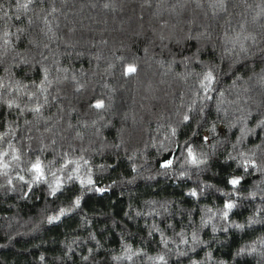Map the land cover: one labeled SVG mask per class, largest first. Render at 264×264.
I'll return each mask as SVG.
<instances>
[{
    "label": "trees",
    "instance_id": "16d2710c",
    "mask_svg": "<svg viewBox=\"0 0 264 264\" xmlns=\"http://www.w3.org/2000/svg\"><path fill=\"white\" fill-rule=\"evenodd\" d=\"M129 65L135 73L126 74ZM209 71L215 82L206 92ZM0 85L27 102L14 110L0 103V132L9 120H27L29 134L73 141L78 154L91 146L93 163L111 166L93 169L92 186L80 183L89 178L81 170L76 184L91 191L79 207L75 200L57 207L26 182L0 190V264H106L123 256L126 242L155 254L162 234L192 232L196 241H169L185 253L169 264H264V0H0ZM99 100L102 109L94 107ZM183 113L199 133L193 142L212 146L223 161L197 172L204 196L163 177L151 188L145 181L110 186L120 173L134 176L145 155L156 167L179 155V146L161 154L144 142L163 140ZM190 134L182 127L178 139ZM243 158L258 166L243 167ZM237 177L234 188L228 181ZM152 199L155 205L146 203ZM229 201L236 206L223 219ZM61 208L65 215L49 222ZM122 224L137 234H125ZM153 224L158 230L149 235Z\"/></svg>",
    "mask_w": 264,
    "mask_h": 264
},
{
    "label": "clouds",
    "instance_id": "9594fccd",
    "mask_svg": "<svg viewBox=\"0 0 264 264\" xmlns=\"http://www.w3.org/2000/svg\"><path fill=\"white\" fill-rule=\"evenodd\" d=\"M5 87L7 86L0 85V103L6 104L10 110H14L20 103H27L23 101L22 96H13L11 92L4 93L2 89ZM32 95L35 96L36 93L33 92ZM41 103H47V101H42ZM192 108L195 110L194 101L192 102ZM185 116H188L189 119L185 120ZM200 118L202 119V117ZM190 119L187 113H183L178 123L169 124L167 126V135L164 136L163 140L155 139L144 142L146 148L157 147L161 154L168 151L175 153L176 147L179 146V155H174L171 167L165 168L162 167L161 164L159 167H156L155 164L150 165L148 157L145 155L144 162L134 166V171L136 173L134 176L127 178L123 173H120L119 179H112L110 186H116L125 182L136 184L140 181H145L147 187L151 188L157 183L158 178L163 177L181 180L191 197L196 198L198 196H204V188L197 176V172H203L206 169L211 170L212 167L218 168L217 161L220 163H223V161H220L219 155L213 158L209 151V148L212 146L193 142V138L198 137L199 133L194 128L189 129L186 122ZM25 125L29 127L26 128ZM182 127L185 129L186 134L189 130L191 134L187 135V138L181 141L178 139V135ZM30 128L31 123L27 120L24 121L23 125H18L16 121L9 120L6 125V131L0 132V190L7 186H19L21 182H26L29 185H36L44 192L46 197H55L53 203H55L57 207H60L61 204L67 205L71 204L73 200L78 198L81 199L85 192L91 191V188H81L76 184L82 169L84 170V175L91 177L94 168H111L108 164L95 165L93 163L91 153L95 151V149L91 146H80L81 151L78 154L76 152L77 146L73 141L61 143L59 139H52L49 137L48 142H45V139L41 138L35 132L29 134ZM17 131H21L22 136L20 140L13 142L12 138L16 135ZM208 131L214 134L216 131L215 126H212ZM205 139H207V137H205ZM216 143L219 144V141H216ZM189 149L196 154L198 158L196 163L191 161L188 155ZM137 150L143 152V149ZM49 151L52 152V158H49L47 155ZM36 164L41 166L44 173V175L39 178L33 168ZM217 175H219V171H217ZM108 178L111 179L110 177ZM190 180L196 181L194 187H188ZM85 185H87L86 181ZM203 185L214 187L210 181H203ZM176 186L179 187L180 185ZM54 189L56 190L55 195H53ZM193 191L197 192L198 196H193ZM146 203L155 205L157 201L152 199L146 201ZM129 208L135 211L137 216L142 214L140 211L136 210L134 204H130ZM165 210H167L166 207ZM206 211L211 212L212 209L206 207ZM156 214L160 215L161 213L157 212ZM124 216L129 221L133 219L132 212L130 211H126ZM116 223L117 221L113 219V227H115ZM136 227L138 228V225H136ZM169 227H173V225L170 224ZM122 228L127 235L137 234L132 232L127 225L122 224ZM153 230H158L155 224L150 226L149 235L152 234ZM196 231H199V229H196ZM177 235L180 237L178 240L175 238ZM186 235H190L192 241L197 240L195 232L190 234L174 233L173 237L162 234V247L158 248L155 254H149L145 248L137 250L130 242H126L123 246V256L110 255L106 264H111L114 260H125L130 262V264H146V262L147 264H169L173 256L185 254L178 248L170 247L169 241L171 240L173 244H187L189 241L185 238ZM194 236L195 239L193 238Z\"/></svg>",
    "mask_w": 264,
    "mask_h": 264
},
{
    "label": "snow or ice",
    "instance_id": "6c2138e0",
    "mask_svg": "<svg viewBox=\"0 0 264 264\" xmlns=\"http://www.w3.org/2000/svg\"><path fill=\"white\" fill-rule=\"evenodd\" d=\"M136 70L137 69H136V67L134 65H129L127 67V69H126V74H133V73L136 72ZM214 82H215V76H214V74L211 71H209L206 74V76L204 77V82H202L201 87L206 92L207 91H211L212 90V84ZM94 107L97 108V109L104 108L105 107L104 101L103 100L97 101L95 103ZM36 111H39V109L37 108ZM184 119L187 120V119H189V117L185 116ZM261 124L264 125V121H261ZM188 155H189V157H190V159H191V161L193 163L197 162L198 158H197L196 154L191 149L188 150ZM242 156H243V154H242ZM171 165H172V159H168V160L164 161L161 164V166L165 167V168L171 167ZM257 166L258 165H257L256 160L254 158H243V167L248 168V167H257ZM33 168L36 171L38 178L44 175V173H43V171L41 169V166L39 164L34 165ZM241 179L242 178H240V177L232 178V179H230L228 181V183L231 184L235 188L236 186L240 185ZM80 183L81 184H85V181L83 179H81ZM86 184L89 185V186L94 185L93 179L91 177H89L87 179V181H86ZM95 190L98 191V192H103L104 191V189L99 188V187H96ZM55 193H56V190L54 189L53 190V195H55ZM192 195L193 196H198V193L193 191ZM80 203H81V201H80L79 198L74 201V204H75L76 207H79ZM235 206L236 205H234L231 201L225 203L224 204V209L225 210L222 212V218L223 219H228L229 211L232 210ZM64 215H65V210L61 209L58 216H53V217L49 218V222H53L55 220H59L60 217H62ZM236 227L240 228V227H243V225H236ZM193 238L195 239V236Z\"/></svg>",
    "mask_w": 264,
    "mask_h": 264
}]
</instances>
